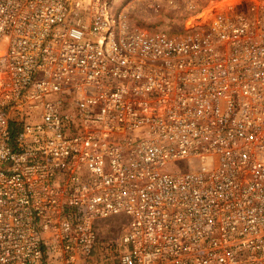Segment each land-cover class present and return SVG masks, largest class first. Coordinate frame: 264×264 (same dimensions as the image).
<instances>
[{
	"label": "built area",
	"instance_id": "1",
	"mask_svg": "<svg viewBox=\"0 0 264 264\" xmlns=\"http://www.w3.org/2000/svg\"><path fill=\"white\" fill-rule=\"evenodd\" d=\"M135 1L0 0V264H264V0Z\"/></svg>",
	"mask_w": 264,
	"mask_h": 264
},
{
	"label": "rangeland",
	"instance_id": "2",
	"mask_svg": "<svg viewBox=\"0 0 264 264\" xmlns=\"http://www.w3.org/2000/svg\"><path fill=\"white\" fill-rule=\"evenodd\" d=\"M218 0H203L198 2L200 8L208 7L211 2ZM252 0H242V5ZM261 1V0H259ZM130 15L133 22L148 31H162L168 34H180L188 29L189 21L194 19L195 14L184 13L178 8L169 7L164 0H136L132 4ZM101 236L105 238L117 237L122 227L113 221H105L101 227Z\"/></svg>",
	"mask_w": 264,
	"mask_h": 264
},
{
	"label": "trees",
	"instance_id": "3",
	"mask_svg": "<svg viewBox=\"0 0 264 264\" xmlns=\"http://www.w3.org/2000/svg\"><path fill=\"white\" fill-rule=\"evenodd\" d=\"M17 130H18L17 127L14 126V128H13V133L15 134Z\"/></svg>",
	"mask_w": 264,
	"mask_h": 264
}]
</instances>
